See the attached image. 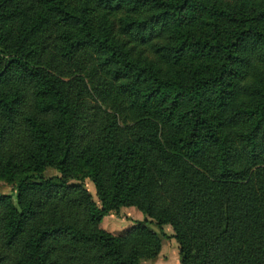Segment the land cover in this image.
Wrapping results in <instances>:
<instances>
[{
  "label": "trees",
  "instance_id": "obj_1",
  "mask_svg": "<svg viewBox=\"0 0 264 264\" xmlns=\"http://www.w3.org/2000/svg\"><path fill=\"white\" fill-rule=\"evenodd\" d=\"M0 182V264H264V0H0Z\"/></svg>",
  "mask_w": 264,
  "mask_h": 264
},
{
  "label": "rangeland",
  "instance_id": "obj_2",
  "mask_svg": "<svg viewBox=\"0 0 264 264\" xmlns=\"http://www.w3.org/2000/svg\"><path fill=\"white\" fill-rule=\"evenodd\" d=\"M43 174L46 177H50L58 175V172L52 168H48L45 169ZM77 183L81 184L85 189H87L96 204H99V201L96 197L95 188L90 180L86 179ZM0 193H11V187L0 182ZM143 219L148 220V226L158 233L162 242L161 252L158 257L154 260L145 261L144 264H162L163 260H174L176 258L179 259L177 244L172 238L173 230L171 226L163 225L162 230H159L155 225L154 220L148 216L145 217L136 207L131 206L121 208L118 215L104 217L100 226L107 232H110L113 235H118L128 226L133 224L134 221Z\"/></svg>",
  "mask_w": 264,
  "mask_h": 264
},
{
  "label": "crops",
  "instance_id": "obj_3",
  "mask_svg": "<svg viewBox=\"0 0 264 264\" xmlns=\"http://www.w3.org/2000/svg\"><path fill=\"white\" fill-rule=\"evenodd\" d=\"M162 264H180V263H179V259L176 258L174 260H169V259L168 260H163Z\"/></svg>",
  "mask_w": 264,
  "mask_h": 264
}]
</instances>
